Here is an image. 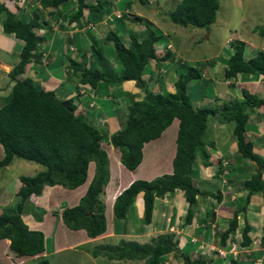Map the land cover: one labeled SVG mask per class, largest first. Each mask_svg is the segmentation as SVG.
<instances>
[{
	"label": "trees",
	"instance_id": "trees-1",
	"mask_svg": "<svg viewBox=\"0 0 264 264\" xmlns=\"http://www.w3.org/2000/svg\"><path fill=\"white\" fill-rule=\"evenodd\" d=\"M36 1L41 9L51 14L48 8L52 11L51 8L59 6L66 0ZM86 1L75 0L77 9L68 21L76 20L83 8L89 11L97 10L106 3L89 5ZM218 4V0H179L167 13V17L172 23L183 27L190 25L195 28H208L215 20ZM38 11L25 19L24 16L14 13L6 2L0 1L2 32L11 34L22 42L17 51L18 61L8 72V79L12 81L9 95L0 105V166L9 165L12 159L17 157L34 161L43 167L34 175L19 176L14 189V194L19 199L13 208L0 210V239L9 241L5 249L9 256L12 258L35 256L43 251L42 232L29 229L21 220L24 202L28 201L29 196L39 195L46 186L59 185L66 189L78 187L85 181L87 166L91 161L92 176L84 193L75 205L62 208L60 217L66 228L83 229L87 237H95L104 232L106 228L104 205L99 196L108 182L109 171L105 151L100 146L102 142L109 143L115 148L119 153L120 163L132 171L141 161L143 143L157 138L174 118L177 119L171 172L161 174L150 181L142 179L131 181L115 196L111 205L113 224L115 220L126 217L129 206L139 192H142V222L148 223L154 198L174 189L182 191L187 203L183 224L190 223L195 197L199 193L191 177V167L196 155L204 159L207 156L202 146L209 117L222 123L231 122L232 134L240 157L252 160L260 170L264 169V158L253 151L251 141L244 137L248 117L246 108L264 110V97L241 88L240 100H221L220 104L214 103L211 106H193L188 87L191 81L201 77V70L190 65L184 66L172 80V92L148 90L141 79V73L150 60L158 59L154 44L160 35L155 34L147 22L143 36L138 37L131 33L127 46L114 31L109 30L104 35V42H111L115 59L122 67L121 74L114 80L117 82L134 80L136 85L144 90L139 100L129 99L126 117L118 120V127L110 134L104 127L91 124L77 113L70 99L60 100L53 90L35 86L27 75L17 78L23 73L26 64H40L42 58L39 45L47 36L36 32V29H42L46 21L43 14ZM122 17L117 20H123ZM136 20L139 21L141 18L133 16L132 21ZM77 23L79 22H75ZM99 39L92 38L86 49L91 50L95 65L89 63V66H86L82 62L84 52L79 47H77V51L80 52L79 60L63 55L67 61L66 76H78L79 84H87L91 88L99 80L109 81L110 78L101 66L102 62L97 61L101 57L100 49L96 48L101 44ZM229 47L232 52L223 69L224 79H235L236 74L260 75L264 78V51L257 50L253 56L245 58L243 53L247 45L244 42L233 40L229 42ZM65 54L68 56L66 52ZM160 56L161 60L165 59L164 55ZM243 186L247 197L250 193L258 191L264 199V180L261 178V171L253 173L244 181ZM234 226L235 213L226 230L219 233V245L224 244L225 237ZM248 230L249 226L244 225L240 244L249 242L246 235ZM260 244L264 245V229L260 236ZM99 246L91 251L93 256L102 255L113 260H142V264H159L164 254L175 250L170 234L157 235L143 244L120 239L116 245L105 244L104 248ZM181 262L205 264L204 260L190 258L184 254L181 256ZM38 264L46 262L40 258ZM229 264L235 262L230 261Z\"/></svg>",
	"mask_w": 264,
	"mask_h": 264
},
{
	"label": "crops",
	"instance_id": "crops-1",
	"mask_svg": "<svg viewBox=\"0 0 264 264\" xmlns=\"http://www.w3.org/2000/svg\"><path fill=\"white\" fill-rule=\"evenodd\" d=\"M94 1L99 0H87L90 4L96 3ZM118 3V0H111L110 2H107V7L112 8L114 4L115 7H117ZM133 6L134 4H131L130 8L133 9ZM158 7L159 6H157V8ZM130 8L124 7L122 9L129 10ZM58 9H61L60 13ZM73 9H75L74 0H68L66 3L58 6L55 10L50 11V8H48L51 14L48 12L43 13V15L47 16V19H44L46 21V25L43 27V29L46 30L45 32L47 38L45 37L46 40L39 45V49H41L45 54L44 62L41 60L39 61L40 64H26L23 67V73L18 75L17 78L27 75L32 79L35 86L46 90H53L60 100L70 99L71 103L73 93L75 92V104H72L75 106V110L82 116L84 115V118L91 124L97 127H106L107 125V128H112L115 125L118 126V120L120 118H124V115H127L125 111H123L121 115H118V111L124 104L127 103L128 95H130L129 99L132 97L133 100H139L142 98L144 90L137 86L134 80H127L123 82H117L114 80L119 77L122 70L118 75H114L112 73L114 77L110 74L112 64L115 63H113V60L109 59L113 58L112 54L114 55V50L106 48L107 43L103 41V38L108 31L107 26H110L112 21L107 23L100 21L98 28L100 29V36L98 34L92 35L90 32H86L87 37L83 35L79 38V34L74 30V32L70 34V38H63V34L54 32V30H56L54 28L56 21L58 19L66 18L68 10ZM143 11L144 10H142V12ZM153 11L155 10H150V12ZM138 12V10L133 11V13L129 15L131 17H122V19L124 18L123 20H117L116 22H118L119 25H115L113 28L114 32L121 37V41L125 46L129 43V35L131 33L136 34L138 37L143 36L141 33L132 31L133 27L131 26L128 27L130 29H127L129 30L127 40L125 35L122 34L123 32H121V29L123 28L124 31L125 28L123 25L124 20H128L132 24V16L136 15L140 18H145L141 12ZM103 14L104 11L102 12V16H104ZM99 16L100 15H96V12H88L84 9L82 10L80 17L82 18L81 20L90 19L91 21H94L96 18V20L100 19ZM152 18L153 17H151V19ZM121 21L123 22L120 23ZM71 23L74 24V22ZM74 25L80 26V23ZM58 28L59 31H61L59 25ZM151 28L154 30L155 28L158 29L157 23H153V27ZM65 29L68 28L65 27ZM155 34L159 33L155 32ZM65 35L67 36V34ZM159 35V37L162 35V38L165 39L167 37L166 42L163 43L164 45L162 43L159 45L158 40L155 42L154 49L158 59L150 60L144 66L141 73V79L144 81L145 87L152 92H172V80L180 71L184 69V66L186 65L181 60L182 57L179 53V49L177 51L176 46H174L173 42L170 40L171 37H168L169 34L162 30ZM4 36L7 37V34H4L1 30L0 16V104L2 103V97L7 93H3V88L7 87V89H10L12 85V81L8 79V72L18 61L17 52L14 51L13 47L8 49L6 41H4ZM95 37L100 38L99 40L101 41V44L96 47L97 49L99 48L101 52V57H99L97 61H100V63L102 62L101 66H103L105 73H107L110 78L109 81L99 80L96 85L91 88L87 84H79L78 76L68 77L66 76L65 71L63 72V69H66L64 57H68L65 56V52L69 54L72 50H66L65 46L61 47V41L66 43L65 40H68L67 43L69 46L75 44L74 46L76 49H78V45L79 47L86 46L88 48L90 40ZM21 43L22 42L20 40H18L17 43L14 42L17 46H19V44L21 45ZM244 43L246 44V42ZM4 45L6 51L3 50ZM167 45L170 47L167 48ZM246 45L247 47L243 53L245 58L253 56L257 50L264 51V46L258 47L252 42H247ZM61 48H63V50ZM221 52L222 50L220 49L213 54V57L208 59L203 58L205 65L200 69L202 77L198 80H194V83L191 81L188 87L190 93H192L193 89H195L194 86L198 88L201 84V87H205L206 82L210 81L213 85L214 91H216V88H219V91H216L213 98L214 103L216 101V103H218V101L220 102L221 100H226L227 96L230 98L232 97L230 100H240L242 98L241 88H244L251 93H256L260 84H262L260 88H264V78L260 75L255 76L247 74L246 76H243L236 74L235 79H224L223 69L226 66L225 63L230 53L222 54ZM5 54H7V56H4ZM160 55H164L165 59L161 60ZM77 58H75V60H79V57ZM14 59L15 63H13ZM89 63L95 65L94 58H91ZM48 64H50V66ZM48 71H51V73ZM59 82H61L60 85H58ZM215 84H217L218 87H215ZM58 86H60V88H58ZM80 89L84 92L82 91L78 93V90L80 91ZM203 91L207 92V89L205 88ZM205 95L206 93H202L201 97L206 98ZM216 98L218 100H216ZM211 101L212 100H210V103H212ZM246 112L248 117L245 124L244 135L251 140L253 151L258 156L264 158V110L261 108L247 107ZM207 122L208 124L205 130L204 144L202 146L204 151L207 153V156L204 159L200 157V155H196L194 163L191 167V177L194 180L199 193L195 197L193 215L190 223L183 224L187 203L185 202L182 191L176 189L168 190L163 194V196L154 198L151 218L148 223L142 222V194L141 197H137L138 194L134 197L133 202L127 210L125 218L115 220L116 222H114V224L112 223L114 219L112 218L111 204L114 196L126 187L128 182L138 178L147 181L150 180V178L145 175L143 171L148 170L146 165L152 153L146 152L145 148L149 146V149L153 148V146L163 148L170 142L172 149L169 152L170 155L167 165H165L163 172H159V174L161 175L171 172V160L175 150V135L177 129V119L174 118L169 126H167L157 138L143 143L141 148V161L138 164V168L134 169L139 170L141 167V171H138V173L134 172V170H127L120 163L117 164V160L115 158L116 156L112 161H109V168L115 165L117 169H119L120 175H113L110 169H108L109 179L104 187L103 193L99 196L101 199V195H107V192L109 191L113 194L111 196L112 198L110 197L111 199H105V201L107 200L106 202L102 201L105 204L103 212L105 221H108V226H106L104 233L107 237L114 240H117V237L132 236L130 241L133 240L139 244L148 243L151 238L160 234H170L172 236V242L175 244V250L166 253L162 258L161 264H182V254L187 255L190 258L204 260L205 264H229L230 261H234L235 264H250L254 261H257L259 264H264V245L260 244V236L262 230L264 229V199L258 191L250 193L247 197L246 189L243 186L244 181L256 171H261V178L264 180V169L260 170V168L253 163L252 160H246L240 157V154L237 151L235 138L232 134L231 122L227 123L225 126L210 117ZM252 123H256L257 125H251ZM91 168L87 172L90 177L92 176ZM123 172H126L127 175ZM140 174L143 175L139 176ZM121 176L124 180L119 178ZM17 183L15 182L11 185L8 184L7 186H3V202L7 201V198L10 199V196L14 195L13 193ZM87 184L88 181L86 184L83 182L74 189H68L72 194V200H74L70 201L71 203L75 202L76 204L78 198L84 193ZM44 188L50 190L51 188H55V186H46ZM55 189H57L58 192H64L62 190L64 188L59 189V187H56ZM47 196L48 192L44 197L45 200L40 199L41 202H43L41 207H37V209H34L33 207V209L30 210L32 212V216L29 220L26 219L28 228L38 230L37 228H39L40 225L39 222L43 221V218H37L39 210L42 211L44 216H46L47 213L48 217L50 214L52 215V211L54 209H50L51 206L50 202L46 199ZM41 197V194L33 196L30 198V201H35ZM14 202L15 198L6 203L5 206H11ZM66 205L69 206L68 202ZM3 207L4 206L0 205V210H2ZM233 213H235V226L228 232V235L224 239V244L220 246L218 243L219 233L226 230L232 219ZM57 215H55V217H57ZM134 219H139L141 221L140 227H136L134 225L137 223L134 222ZM47 220H49V218H47ZM246 224L249 226V230L246 234L249 238V242L240 244L241 230ZM61 225L63 227L62 229L65 231L63 233V241L67 242L66 244L70 243L69 247L75 245L76 242L71 241V239H73L72 232L79 230L84 232V230H70L65 228L63 223L60 224V227ZM120 225H122L123 228H121ZM171 226L174 227L173 231L168 230V227ZM57 227V221L53 223L46 221V225L41 227L46 230V234L44 232L43 235V251L33 257L39 258L48 252H54V249H58L56 246L58 241L55 236V230ZM84 235L87 237L85 232ZM8 242L9 241L7 239H0V250L4 251V255ZM48 242H50L51 246L47 249L45 245H47ZM228 242H234L236 244V260L233 257L234 255L231 253H226L225 255L219 253V250L222 247L224 248ZM183 246H186L185 253L182 251ZM69 247L67 246V248ZM123 260L125 259H111L110 261L116 262ZM127 261L130 262L132 260Z\"/></svg>",
	"mask_w": 264,
	"mask_h": 264
},
{
	"label": "rangeland",
	"instance_id": "rangeland-1",
	"mask_svg": "<svg viewBox=\"0 0 264 264\" xmlns=\"http://www.w3.org/2000/svg\"><path fill=\"white\" fill-rule=\"evenodd\" d=\"M0 1L6 2V5L14 13H17L18 16H24L25 19L30 17L33 12H36V10H39L38 12L42 14L47 12V10L41 9L39 7V4H37L34 0H25V2L23 3V8H22V0H0ZM28 1H31V2L28 3ZM100 1L110 2L111 0H99V1H94V2L99 3ZM118 1L119 3L117 4V7H115V4L113 5L112 8L107 7L108 6L107 3L103 5L102 9L104 11L105 16L98 20H96L97 19L96 18L94 20V23H92V27L90 29L87 25H85L82 27H79V26H76L73 28L71 27V29L69 30H62L60 28L61 31H59L58 25L63 24V22L62 20L58 19L54 25V28L56 29L54 30V32L63 34L64 35L62 36L63 38H70L71 37L70 34L74 32V30L79 34V38L83 35L87 37L86 32H90L91 34H94V35L98 34L100 36L101 35L99 33L100 29H98L100 25V21L103 23L112 21L113 23V24L111 23L112 26L110 25L111 27L110 26H107V27H108V31L109 30L114 31L113 28L115 27V25H119L118 22H116L117 19H119V18H116L117 17L116 13H118L119 15L123 14L124 15L123 17H131L129 15L133 13V11L138 10L139 12L142 13L143 16H145V18L141 17L143 19L139 21L138 20L133 21L132 24L128 20H124L123 25L125 26V28H124V31L122 28L121 32H123L122 34L125 35L126 40L128 39L127 34L129 30L127 29H130L128 28L129 26L133 27L132 31H136L138 33L144 34V30L146 27L145 22H147L150 25V27H153V23H157L158 29L155 28V30L154 29L153 30L159 34H161V31L164 30L169 34L168 37H171L170 40L173 42L174 46H176L177 51L179 49L180 51L179 53L181 54V57H182L181 60L182 62L185 63V65H190V66L201 69L205 65V61L203 58L208 59L210 57H213L214 56L213 54L216 53L217 50L221 49L222 54L231 53L232 50L229 47V42L233 40L246 42V44L247 42H252L258 47L264 46V0H218L219 4H218V9L216 12L215 20L209 25L208 28H195L190 25L183 27V26L172 23L167 17V13L174 8V6L179 0H141V1L139 0H118ZM131 4H134L133 9L130 8ZM156 5L159 7L157 8ZM124 7H129L130 9L129 10L122 9ZM51 9L55 10L56 7L51 8ZM142 10L144 11L142 12ZM150 10H155V11H153L154 12L153 13V12H150ZM102 12L100 13L102 14ZM96 15H99V13L96 12ZM151 17L153 18L151 19ZM43 19H47V16L43 15ZM45 25L46 24H44V26ZM45 31L46 30L44 29L36 30V32L40 34H44ZM65 34H67V36ZM166 39L162 38V35H161V37H159L158 39V42H159L158 44L160 45L161 43L162 44L165 43ZM4 41H6V46L8 47V49H11L13 47L15 52L19 50L20 47L14 44V42L17 43L18 40L15 39L11 34H7V37L4 36ZM65 41L67 43L68 40H65ZM103 41H104V38H103ZM66 43L63 41V45H61V47L65 46L64 44ZM106 43H107L106 48L112 50L113 47H112L111 42L109 43L108 41ZM74 45L69 46L67 43V46H65V47L69 46V49L72 50L68 54V57L72 59H75L78 57V55H80V52L77 51ZM169 47L170 46L167 45V48ZM79 48L81 51L84 52L82 54L84 56L82 62H84L86 66H89V62L92 58V53H90L91 50L89 49L86 50L87 49L86 46L79 47ZM61 49L63 50V48ZM3 50L6 51L5 45L3 47ZM4 56H7V54H5ZM112 57L113 58L109 60H113V63L115 64H112V67H111L112 69L110 71L111 72L110 74L112 75V77H114V75H118L121 72L122 67L120 63L115 59L113 54H112ZM44 58H45V54L42 51L41 60L43 62H44ZM13 61H14L13 63H15V59ZM65 64H67V61H65ZM226 64H227V61L225 65ZM64 71L65 69H63V72ZM48 72L51 73V71H48ZM119 82H123V81H119ZM194 82L195 81H192V83ZM60 83L61 82H59L58 85H60ZM260 86H262V84L259 85V88L255 94L258 96L264 97V88L262 87L260 88ZM215 87H218V85L215 84ZM8 88H9V85H8ZM58 88H60V86H58ZM194 88L195 89H193L192 93L189 92L191 103L193 106H196V107H199L202 105L211 106L214 104L213 98L216 94V91L217 92L219 91V88H216V91H214L213 85L210 81L206 82L205 87H201V84H200L198 88L196 86H194ZM205 88L207 89V92L203 91L205 90ZM8 90L10 89H7V87L3 88V93H6V92L7 93L4 94V96L2 97V103L0 105H2L6 101L9 95ZM202 93L204 94L206 93L205 95L206 98L201 97ZM74 96H75V92L73 93V97H72V103L75 104L76 98L74 99ZM129 96L130 95H128L127 103L124 104L123 107L119 109L118 115H121L123 111L127 113V107L129 104L128 103ZM231 98L227 96L226 101L230 100ZM130 99H133V98L131 97ZM210 100H212L211 101L212 103H210ZM217 104H220V102L218 101ZM114 106H115V103H114ZM124 117H126V115H124ZM219 123L226 126L227 123H230V122H224V123L219 122ZM254 124L256 123H252L251 125H254ZM117 127L118 126L115 125L112 128L111 127L107 128V125H106V127L104 128H106L109 134ZM244 137L245 139L251 141L245 135ZM100 146L105 151L107 161H108V169H110L113 175H120V171L119 169H117L115 165L109 168V161H112L115 156H116L115 158L117 160V164L120 163L118 151L115 148H113L109 143H106V142H102ZM149 147L145 148V151L149 153L151 152L152 154L150 155V158L147 161L146 166L148 170L143 171V173L147 175L150 178V180H152L155 177L160 175L159 172H163L165 165H167L168 158L170 155L169 152L171 151L172 146H171V143L169 142L163 148H160L158 146H153V148L149 149ZM138 166L136 167V169L138 168ZM91 167H93L92 161L88 163L87 172L90 170ZM42 169H43L42 165L34 161H29V160H25V159L17 158V157H14L9 165L4 166V167H2L1 165L0 166V205L5 206L6 203H8L9 201H12L14 198H15V202L16 200L19 199L18 196H16L13 193L14 195L10 196V199L7 198V201L3 202L4 200L3 189H2L3 186H7L8 184L11 185L15 182L17 183L18 178L21 175L31 176ZM138 171H141V167L139 168V170H134V172H137V173ZM123 173L126 174V172H123ZM141 175L143 174H140L139 176ZM90 178H91L90 175H88L87 173L84 183L86 184L87 181L89 182ZM119 178L123 179L122 176ZM129 183L130 182H128L127 184ZM54 186L55 188L59 187V189H62L60 188L59 185H53L52 187ZM55 188H51L50 190L43 188L41 190V196H42L41 198L35 201L33 200L32 202L30 201V199H28V201L26 200L24 202V206H25L23 209L24 211L21 213V220L24 224L27 225L26 219L29 220V218L32 216V212L30 210L33 209V207L34 209H37V207H41L42 206L41 204H43V202H41L40 199L45 200L44 197L48 192V196L46 199L50 202V206H51L50 209H54V210L52 211V215L50 214L49 217H48V213L46 214V216H44L40 212V210L38 211L37 214L40 218H43V221L39 222L40 225H39V228L37 229L41 231L42 234L44 235V232L46 234V230L42 229L41 227H44V225H46V221H50L51 223L57 221L58 227L55 230V236H56V240L58 241V243L56 244L58 249H54L55 250L54 252H48L39 258H35L33 256H25V257L20 256L17 258L13 256V259H12V256H9V254L6 253L7 252L6 250H5V255L3 254L4 251L0 250V253H1L0 264H38V260L40 258H43L46 264H142L143 263L142 260H140L142 262L133 261V260L130 262L127 260L112 262L110 261L111 259H107L106 257L102 255L93 256L91 254V251L97 248V246L99 245H100L99 248H104L105 244L116 245L119 238L123 240H131L132 238V236H127V237L122 236V237H117L116 238L117 240L110 239L104 233L106 229L104 230V232H102L98 236L92 237V238L85 237L84 232L82 230L73 231L72 232L73 239H71V241L72 242L75 241L76 244L69 247L70 243L66 244L67 242L63 241L64 240L63 233L65 231L62 229L63 228L62 225L60 227V224L62 223L61 217H60V211L62 210V208L67 206L66 205L67 202L69 206L74 205L75 202L74 203L70 202L74 200H72V194L69 192L68 189L64 188L66 189V190L62 189L64 192H58V190ZM141 194L142 193L139 192L137 197H141ZM112 195L113 194L110 191L107 192V195L105 194L101 195V201L104 202L105 199L108 200ZM15 202L12 204V206H9V207L13 208ZM103 205L105 207L104 203ZM55 215H57V217H55ZM47 218H49V220H47ZM134 222H137L134 224L136 227L141 226L140 224L141 221L139 219H134ZM105 224L106 226H108V221H106ZM120 227L123 228L122 225H120ZM173 230H174V227L171 226V231ZM50 246H51L50 242H48L47 245H45L47 249L50 248ZM67 246L69 248H67ZM185 250H186V246H183L182 248L183 253H185Z\"/></svg>",
	"mask_w": 264,
	"mask_h": 264
},
{
	"label": "clouds",
	"instance_id": "clouds-1",
	"mask_svg": "<svg viewBox=\"0 0 264 264\" xmlns=\"http://www.w3.org/2000/svg\"><path fill=\"white\" fill-rule=\"evenodd\" d=\"M36 3H37V1L36 0H34ZM66 1H68V0H66ZM66 1H64L63 3H66ZM25 2V0H22V8H23V3ZM29 2H31V1H28V3ZM74 2H75V0H74ZM87 2V1H86ZM104 1H100L99 3H103ZM63 3H61V4H63ZM88 3V2H87ZM107 3V2H106ZM105 3V4H106ZM38 4V3H37ZM61 4H59V6L61 5ZM89 5H95V4H98V2L97 3H93V4H90V3H88ZM104 4V5H105ZM25 7V6H24ZM58 7V6H57ZM56 7V8H57ZM103 7V6H102ZM101 7V8H102ZM101 8H98L97 10H92V11H89L87 8H83L82 10H84V9H86L88 12H98L99 13V17L100 18H102V17H104V16H102V14L100 13L102 10H101ZM76 9H77V7H76V3H75V9H73V10H68V13H66L67 15H66V18H64V19H60V20H62V22H63V24H61V25H59L60 26V28L61 29H63V30H69V29H71V27L73 28V27H76V26H78V25H74L75 24V22H79V23H82V24H80V26L79 27H82V26H85V25H87L88 27H89V29L91 28V26H92V23H94V21H91L90 19H88V20H81L82 18L80 17L81 16V14H82V11H81V13H80V15H79V17L76 19V20H71V21H68V20H70L71 19V17L73 16V14L75 13V11H76ZM59 10V13H60V11H61V9H58ZM122 16H124L123 14H121V16L120 17H122ZM119 17V18H120ZM103 20V19H102ZM71 22H74V24H72ZM42 27H44V26H42ZM65 27H67L68 29H65ZM37 29H40V28H37ZM36 29V30H37ZM43 29V28H42ZM18 40V39H17ZM61 45H63V41H61ZM65 46H67V44H64ZM69 45V44H68ZM69 49V46L68 47H66V50H68ZM65 50V51H66ZM71 50V49H70ZM12 69V68H11ZM10 69V70H11ZM81 90V89H80ZM253 163H255L254 161H253ZM128 185V184H127ZM125 188V187H124ZM123 188V189H124ZM122 189V190H123ZM121 190V191H122ZM120 191V192H121ZM119 192V193H120ZM118 193V194H119ZM142 193V192H141ZM41 194V193H40ZM39 194V195H40ZM138 194V193H137ZM136 194V195H137ZM33 196H36V195H30L29 196V198L28 199H30L31 197H33ZM163 196V195H162ZM114 198H115V196H114ZM33 201V200H32ZM31 201V202H32ZM113 201H114V199H113ZM113 201H112V203H113ZM112 205V204H111ZM12 206V205H11ZM10 208L9 206H4L3 208ZM2 208V209H3ZM24 211V210H23ZM32 230V229H31ZM169 230V229H168ZM169 231H171V230H169ZM231 243H233L234 244V249L232 250V251H229V247H230V244ZM236 247V244L234 243V242H228L227 244H226V246H224V248L222 247L220 250H219V253L220 254H222V255H225L226 253H231V254H233L234 256V258H235V260L237 259V256H236V253H235V248ZM163 256H165V254L163 255ZM161 262H162V260H161ZM161 262L159 263V264H161ZM259 264L257 261H254V262H251L250 264Z\"/></svg>",
	"mask_w": 264,
	"mask_h": 264
},
{
	"label": "built area",
	"instance_id": "built-area-1",
	"mask_svg": "<svg viewBox=\"0 0 264 264\" xmlns=\"http://www.w3.org/2000/svg\"><path fill=\"white\" fill-rule=\"evenodd\" d=\"M117 16V17H116ZM116 18H119L121 15H119L118 13H116ZM92 27V26H91ZM80 92H82V90H80ZM169 230H171V227H168ZM234 249V244L231 243L230 247H229V251H232ZM256 264V263H255Z\"/></svg>",
	"mask_w": 264,
	"mask_h": 264
}]
</instances>
